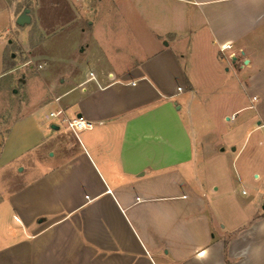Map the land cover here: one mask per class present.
<instances>
[{
	"label": "crops",
	"instance_id": "obj_1",
	"mask_svg": "<svg viewBox=\"0 0 264 264\" xmlns=\"http://www.w3.org/2000/svg\"><path fill=\"white\" fill-rule=\"evenodd\" d=\"M94 7L0 0L29 61L87 33L60 79L70 85L40 76L48 94L16 117L40 136L7 147L18 119L0 132V170L16 181L7 216L21 227L3 231L0 264H264V0ZM25 27L41 33L23 40ZM58 107L92 127L74 133L48 116Z\"/></svg>",
	"mask_w": 264,
	"mask_h": 264
},
{
	"label": "rangeland",
	"instance_id": "obj_2",
	"mask_svg": "<svg viewBox=\"0 0 264 264\" xmlns=\"http://www.w3.org/2000/svg\"><path fill=\"white\" fill-rule=\"evenodd\" d=\"M107 1L108 0H102L101 2H98L97 0H84L87 8L90 9L87 16H92V8L94 9V6L96 4L105 5ZM14 30L15 25L13 23L9 25L7 21L1 18L0 37L3 36L5 38L6 34H9V36L6 39L3 38V43L0 40V70H4V73L0 75V132L6 130L9 124L14 120L16 121V119H18L16 117L23 113V107L26 103H28V98L31 99L33 103L30 104L33 105L39 99L48 94L47 85H49L50 83H52L53 85H57V87L64 85L62 86V88L70 85L69 79H67L64 84L60 83V79L65 74L69 73V70L71 69V62L74 65V61L77 58H82V54L78 52V42L87 39V33L81 34L78 37L75 36V38H51L52 40L49 41L48 44H45L47 45V47H44L43 55L44 57H46V53H51L52 58L47 57L44 60L41 59L42 61H46V65L43 69H40L38 67L41 72L40 74H38L37 65L39 64V62L37 61L41 60H39L38 58H33L32 61H29L30 57L28 56V53L26 51H23V48L21 46H17L18 48L15 47L16 41L12 38ZM30 30L31 27L30 29L29 27L18 29L23 40H34L36 39L35 35H39L41 33V30L39 29H34L32 31ZM8 38L13 39V41L11 43H8ZM32 46L34 45H31V47ZM32 49V54L34 55L39 51V49L37 50L33 47ZM12 51L16 52L15 56H17V58L13 60H11ZM27 60L29 61L27 65L22 67V69H20L19 71L15 70L16 68H13L14 66L9 65L10 63H20L21 61L25 62ZM225 65L233 67V64L228 59L225 60ZM13 75L14 77H12ZM40 76H44L45 79L50 83L44 82V80ZM28 77L31 78H29L26 84H24L25 80ZM14 89H16V91H14ZM61 90L62 89L60 88L57 91ZM239 94L241 95L240 101H243V99H245L244 92L241 91L239 92ZM212 99L215 106V103H219V105H221L220 101H222V98L215 99V97H213ZM210 102L212 101L210 100ZM41 109L43 112L47 113L49 108L46 106H41ZM247 112L248 111H245L243 113L241 112L237 116H244ZM215 122L216 126L214 127V129L221 130L222 127L219 118H215ZM39 130L34 129L32 121H30L29 124L28 120L18 119L15 122L13 129L11 130L6 146L23 147L25 145V140L29 134H32L30 136V138L32 139L38 138V136H40V132L42 129L40 131ZM204 130L205 129H203L202 131ZM211 136L212 135L210 134L208 141L211 140ZM212 161L213 159L211 160V162ZM12 179L13 178H10L4 171L0 170V240L3 231H18L21 229L20 225L17 222L13 221L14 216H11L12 218H8L7 216L10 214L9 206L6 204L7 201L5 200V196L16 185V181Z\"/></svg>",
	"mask_w": 264,
	"mask_h": 264
},
{
	"label": "built area",
	"instance_id": "obj_3",
	"mask_svg": "<svg viewBox=\"0 0 264 264\" xmlns=\"http://www.w3.org/2000/svg\"><path fill=\"white\" fill-rule=\"evenodd\" d=\"M232 47H233L232 43H228L226 45V48L230 49ZM48 116L50 118H55V119L59 120L60 122H62L65 125L66 128L73 131L74 133H77L81 130L89 129L92 127V122L87 120L81 114L75 115L74 117H71V118L66 117L64 110L60 107L51 110L48 113Z\"/></svg>",
	"mask_w": 264,
	"mask_h": 264
},
{
	"label": "water",
	"instance_id": "obj_4",
	"mask_svg": "<svg viewBox=\"0 0 264 264\" xmlns=\"http://www.w3.org/2000/svg\"><path fill=\"white\" fill-rule=\"evenodd\" d=\"M29 18H28V14H27V10H24L21 14H20V16L18 17V23L19 24H23L24 22H28L29 20H28Z\"/></svg>",
	"mask_w": 264,
	"mask_h": 264
}]
</instances>
